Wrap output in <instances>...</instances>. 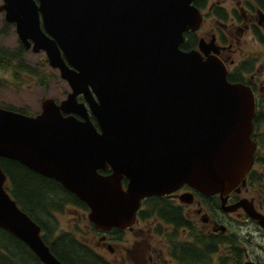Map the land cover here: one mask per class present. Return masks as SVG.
I'll return each instance as SVG.
<instances>
[{
	"label": "water",
	"instance_id": "1",
	"mask_svg": "<svg viewBox=\"0 0 264 264\" xmlns=\"http://www.w3.org/2000/svg\"><path fill=\"white\" fill-rule=\"evenodd\" d=\"M192 1L3 0L21 44L43 51L70 91L59 104L43 99L36 116L0 107V158L59 182L99 230L128 227L141 199L183 184L204 194L237 186L253 158V94L216 57L180 49L201 22ZM5 179L0 167V228L63 264Z\"/></svg>",
	"mask_w": 264,
	"mask_h": 264
},
{
	"label": "flooded vegetation",
	"instance_id": "2",
	"mask_svg": "<svg viewBox=\"0 0 264 264\" xmlns=\"http://www.w3.org/2000/svg\"><path fill=\"white\" fill-rule=\"evenodd\" d=\"M192 4L202 14V23L196 31H185L180 49L197 50L204 59L218 58L228 73L244 78L258 106L264 107V69L258 67L259 60L234 56L238 36L264 46V0L248 4L237 0L231 9L223 0H194ZM0 12L2 28L15 30V24L7 22L5 13ZM200 40L213 46L201 51ZM260 124L253 129L257 133L252 135L255 150L251 167L243 181L226 194H204L183 184L169 193L143 199L135 220L123 229L99 230L87 221L88 228L74 222L65 229L56 224L52 211V219L39 224L42 241L53 254L57 240H72L104 264H264V123ZM66 199L59 206L62 213L89 211L70 196ZM254 210L259 213L256 218ZM147 218L153 221L144 223ZM24 247L30 264H45L26 244ZM0 264L23 263L0 249Z\"/></svg>",
	"mask_w": 264,
	"mask_h": 264
},
{
	"label": "trees",
	"instance_id": "3",
	"mask_svg": "<svg viewBox=\"0 0 264 264\" xmlns=\"http://www.w3.org/2000/svg\"><path fill=\"white\" fill-rule=\"evenodd\" d=\"M20 49H22L21 45L17 49L8 52V54L4 52L6 50H0V71L3 73V71L10 70L17 86L26 83L24 74L28 73L31 76H36L32 67L23 61ZM228 80L236 82L243 81V78H239L235 74H229ZM38 83L41 86L47 85V82L41 77H39ZM20 110L24 111V109ZM262 120H264V112L261 110L257 112L253 122L257 126ZM256 133L255 130L253 134ZM0 166L9 181L7 190L20 207L39 224L42 223L40 221L42 219L49 221L50 212L57 210L61 201L69 196L74 202L84 205L59 183L26 168L15 160L0 158ZM60 241V239L57 240V247L55 246L52 252L65 264H104L102 261L92 258L90 253L78 243H73L72 240L71 243H67L66 240L62 243ZM24 248L21 240L0 228V249L11 254L16 261L30 264V258L24 252Z\"/></svg>",
	"mask_w": 264,
	"mask_h": 264
},
{
	"label": "rangeland",
	"instance_id": "4",
	"mask_svg": "<svg viewBox=\"0 0 264 264\" xmlns=\"http://www.w3.org/2000/svg\"><path fill=\"white\" fill-rule=\"evenodd\" d=\"M236 1L237 0H223L227 9H231L232 7H234ZM242 1L244 3L247 1L248 4L249 2H253L255 0ZM1 2L2 0H0V4ZM245 6L247 5L245 4ZM2 16L3 15L0 12V50H6L4 52L8 54V52L17 49L19 47V43L14 28H2ZM261 33L264 34V30H262ZM234 36L236 37L237 34H235ZM237 41L239 47L236 55H234L235 58L239 59L246 56H249L251 59L256 58L259 60L258 67L264 69V46L259 42H254L250 39L242 40L239 38V36ZM20 50L23 61L32 67L36 76L26 75V83H24L22 86H17L15 85L10 71H3V73L0 71V102L10 104L18 108L27 109V111L33 115L40 111L41 100L43 98L53 97L57 101H60L65 98L66 93L69 90V86L59 77L57 70L52 69L47 64L43 52L35 54L31 50H23V48ZM39 77H41L45 82L48 83L47 88L41 86L38 83ZM67 206L71 207L70 205L66 204V207ZM59 209L54 211L55 214L53 216L56 224L59 227L69 229L74 222H78L81 228H88L85 225V223L89 222L87 217L88 212H86L87 210L79 209L77 214H72L69 210H67L69 211L67 213H62V207L60 211H58ZM48 219H52L51 215L48 217ZM152 221V218H147L144 223H149Z\"/></svg>",
	"mask_w": 264,
	"mask_h": 264
}]
</instances>
